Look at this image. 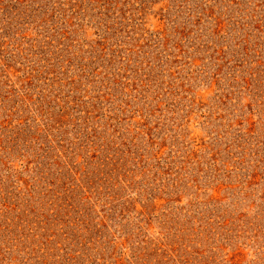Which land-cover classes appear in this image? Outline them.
I'll return each mask as SVG.
<instances>
[{"label": "rangeland", "instance_id": "374dc122", "mask_svg": "<svg viewBox=\"0 0 264 264\" xmlns=\"http://www.w3.org/2000/svg\"><path fill=\"white\" fill-rule=\"evenodd\" d=\"M0 264H264V0H0Z\"/></svg>", "mask_w": 264, "mask_h": 264}]
</instances>
